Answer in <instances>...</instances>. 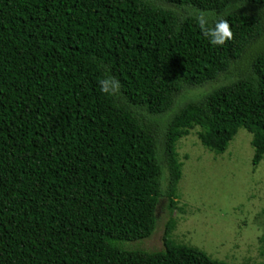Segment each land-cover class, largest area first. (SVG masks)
I'll list each match as a JSON object with an SVG mask.
<instances>
[{"label": "trees", "instance_id": "trees-1", "mask_svg": "<svg viewBox=\"0 0 264 264\" xmlns=\"http://www.w3.org/2000/svg\"><path fill=\"white\" fill-rule=\"evenodd\" d=\"M222 9L234 40L212 46L194 17ZM196 126L215 154L242 127L264 157V0H0V264H229L171 236ZM161 198L162 248H122Z\"/></svg>", "mask_w": 264, "mask_h": 264}, {"label": "rangeland", "instance_id": "rangeland-1", "mask_svg": "<svg viewBox=\"0 0 264 264\" xmlns=\"http://www.w3.org/2000/svg\"><path fill=\"white\" fill-rule=\"evenodd\" d=\"M178 8H184L185 13L192 10L189 6ZM233 77H239L238 73ZM216 87L208 84L184 88L176 96L180 103L171 111L201 99ZM199 129L196 126L177 143L182 176L177 188L176 210L172 214L176 225L171 236L229 264H264V157L257 165L252 164L251 134L242 127L223 154H215L201 145ZM169 217L167 199L161 198L156 210L157 226L150 238L122 242L120 246L146 251L162 248V235Z\"/></svg>", "mask_w": 264, "mask_h": 264}, {"label": "clouds", "instance_id": "clouds-1", "mask_svg": "<svg viewBox=\"0 0 264 264\" xmlns=\"http://www.w3.org/2000/svg\"><path fill=\"white\" fill-rule=\"evenodd\" d=\"M194 18L202 35L212 46H224L234 40L230 23L224 18L223 13L214 16L204 11H198ZM99 86L105 96H115L121 89L119 80L111 75L101 79Z\"/></svg>", "mask_w": 264, "mask_h": 264}]
</instances>
